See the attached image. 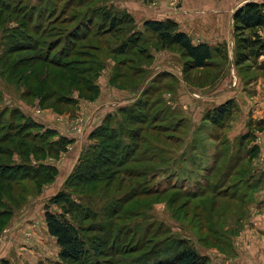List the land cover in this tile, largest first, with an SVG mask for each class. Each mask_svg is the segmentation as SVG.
I'll return each instance as SVG.
<instances>
[{
	"label": "rangeland",
	"instance_id": "1",
	"mask_svg": "<svg viewBox=\"0 0 264 264\" xmlns=\"http://www.w3.org/2000/svg\"><path fill=\"white\" fill-rule=\"evenodd\" d=\"M182 1L0 0V173L8 163H21L16 176H27L9 182L0 174V260L63 264L44 213L64 192L79 207L75 224L87 246L102 235L93 229L98 226L129 253L98 257V263L90 253L92 264H137L154 244L179 238L207 264H264V197L257 196L264 154L262 135L255 133L264 132V53L237 64L240 33L232 18L230 38L208 34L210 43L195 42L211 49L207 67L188 68L179 49L162 47L142 25L170 14L179 26L176 11L187 12L179 9ZM221 2L234 6L237 0ZM103 11L133 18L142 33L136 49L112 54L127 35L108 33ZM75 29L82 34L72 41ZM258 35L264 39V28ZM67 51L61 61L82 74L73 82L68 70L43 61ZM68 93L74 94L71 105L53 106ZM46 94L52 100L41 104ZM226 102L229 115L212 124L208 112ZM61 138L64 145L50 143ZM38 169L43 176L36 180ZM79 174L95 180L81 185ZM49 210L66 209L53 203Z\"/></svg>",
	"mask_w": 264,
	"mask_h": 264
},
{
	"label": "trees",
	"instance_id": "2",
	"mask_svg": "<svg viewBox=\"0 0 264 264\" xmlns=\"http://www.w3.org/2000/svg\"><path fill=\"white\" fill-rule=\"evenodd\" d=\"M232 18L235 34L237 32L240 33L238 34L239 39L236 41L235 45V61L238 65H241L248 61L250 57H259L264 53V39H261L258 35V30L264 28V4L256 1H246L234 10ZM101 24H108V33L117 29L121 32H126V38L112 50V54L114 55H124L129 53L136 49L142 41V33L141 31H138L139 27H137L135 21L128 13H111V11H103ZM142 25L145 32H150L156 36L157 41L162 47H176L179 49L182 52V55L188 59V68H204L209 64L211 60V49L209 45L206 43H193L190 37L185 32L181 31L178 24L172 19H148L145 20ZM77 32L78 29L72 31L70 40L73 41V39H80L82 32L79 35H74ZM244 32H249V34L245 35ZM67 47L69 50L70 45H67ZM67 52V55H65L66 52H63L62 54L60 53L61 56H59L57 61L54 59L48 60L46 57L43 61L49 62L56 67L63 68L64 70H68L71 66L69 61H61V59L71 55L70 51ZM75 54H77V52ZM78 54H80V52H78ZM37 59L41 60L40 58ZM67 72L72 73V78L69 77L72 82L76 79V76L82 77V74H78V70L75 71L71 69ZM78 77L76 81L77 86L83 83ZM83 86L86 92L90 91V85ZM73 95L74 94L68 93L56 97L53 99V106L66 107L67 105H71L74 100ZM48 100H52L51 94H46L40 102L42 104ZM135 105H138V103H133L129 108L133 106L135 108ZM230 111L231 102H226L225 104L216 106L209 111L208 118L212 124L220 125L229 115ZM31 124L35 127H42V125L40 126V124H37L35 121L31 122ZM47 133L48 135H55L54 130H47ZM93 134V136H96L97 138L105 137V135H102L101 133L94 132ZM248 138L249 136L247 135L245 139ZM1 140H3V138ZM59 140H54L50 143L53 145H55V143H61L60 145H64L66 139L61 138ZM18 143L20 144L15 147L23 146L22 143L24 142L22 141ZM12 150H14V147L8 148V152ZM108 156V154L104 155V153L101 155L102 158H105V161L109 159ZM105 161L101 160V165H103V167H105ZM9 164L11 163L6 164L5 169L0 173L3 177L6 176L5 180L15 182L17 180L22 181L26 179V175L16 176L17 171H23L25 166L21 165V163L20 165H16V167L14 163H12V165ZM41 166L46 170L50 168L49 166L40 165V170ZM13 170L16 171L14 172ZM40 170L38 169V171L33 172V178H36V180L43 176L42 171ZM25 172L28 171L26 170ZM51 176L52 173L47 176V179ZM75 178L80 181L79 183L81 185L84 184L83 181L95 180L86 177L84 179V175L82 174L76 175ZM53 203L60 204L66 210L63 213H56L49 210V206ZM75 208L79 207L70 199V196L64 192H60L52 197L45 205L44 220L47 232L50 236L55 238L56 243L59 246V258L63 264H87V262L92 264L93 262L89 259L90 253L96 256L94 258L95 263L99 262L97 259L98 257H105V255H115L120 257L129 254L124 252V248L119 247L120 245L117 246L115 238L111 241L109 237L106 236L107 233L104 232V229L98 226L92 228L102 233V235L95 237L92 244L90 243V245L87 246V241L82 233L84 232L83 229L81 226L75 224V218H77ZM66 213L71 217H65ZM85 214V216H88V213ZM170 240L171 239H168V241ZM168 241L163 242L165 245H158L159 243L154 244L150 249L146 252L144 251L145 253L143 252V254L138 257L141 258L139 262L138 258L134 261L137 264H207V258L204 255L199 254L187 240L179 238L171 240L170 243ZM122 262L127 264L126 261ZM0 264L10 263L8 260L2 259L0 260Z\"/></svg>",
	"mask_w": 264,
	"mask_h": 264
},
{
	"label": "crops",
	"instance_id": "3",
	"mask_svg": "<svg viewBox=\"0 0 264 264\" xmlns=\"http://www.w3.org/2000/svg\"><path fill=\"white\" fill-rule=\"evenodd\" d=\"M246 1L248 0H237L236 4L233 6L231 3L229 5H225L221 2V0H208L203 2L202 0H183L182 3H180L181 7L179 9H184L187 12L185 14H181L180 12L176 11L175 14L177 15L174 17V19L179 22L181 30L196 37V40L192 39L194 43H210V40L208 41L207 39H205L207 38L208 34H210L213 39H215L216 37L230 38L232 14L239 5ZM202 10H205V12L201 13ZM165 15L168 16H157L155 17V19H164L171 17L170 14ZM197 37H199L201 41ZM262 102H264L263 98L259 100L260 104H262ZM257 113L259 114V110L257 111ZM255 133H257V136L262 135V140L259 144V154H264V132L260 133L259 131H256ZM262 168L264 169V160L262 162ZM257 196L264 197V186L261 187V184L258 185ZM262 202L264 204V199L262 200Z\"/></svg>",
	"mask_w": 264,
	"mask_h": 264
}]
</instances>
